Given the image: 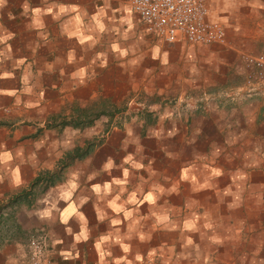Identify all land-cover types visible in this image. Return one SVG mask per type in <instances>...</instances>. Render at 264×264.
Segmentation results:
<instances>
[{
  "label": "crops",
  "instance_id": "obj_1",
  "mask_svg": "<svg viewBox=\"0 0 264 264\" xmlns=\"http://www.w3.org/2000/svg\"><path fill=\"white\" fill-rule=\"evenodd\" d=\"M206 7L226 46L159 40L123 0H4L0 201L58 177L0 264L38 235L46 264H264V83L238 58L264 53V0Z\"/></svg>",
  "mask_w": 264,
  "mask_h": 264
},
{
  "label": "built area",
  "instance_id": "obj_2",
  "mask_svg": "<svg viewBox=\"0 0 264 264\" xmlns=\"http://www.w3.org/2000/svg\"><path fill=\"white\" fill-rule=\"evenodd\" d=\"M144 23L146 32L165 42L226 46L223 26L207 19L206 0H123ZM238 58L244 80L252 85L264 83V53L240 51ZM28 264H46L45 240L42 235L27 243Z\"/></svg>",
  "mask_w": 264,
  "mask_h": 264
},
{
  "label": "trees",
  "instance_id": "obj_3",
  "mask_svg": "<svg viewBox=\"0 0 264 264\" xmlns=\"http://www.w3.org/2000/svg\"><path fill=\"white\" fill-rule=\"evenodd\" d=\"M88 149V146H86L85 148H82L81 154L84 153L86 150ZM78 148H75V150L73 151L72 155L70 153H66L65 156L63 157V159H61L59 161V163H69L73 157H79V155L81 156V154H79ZM63 163V164H64ZM58 177V171L53 170L52 172H44L43 174H38L35 176V178L33 179V181L29 184L28 188L22 189L19 192L12 194L10 196H8L5 200L0 201V220H9L10 218L14 217V210H10L11 213L8 214L9 216L6 218H3L2 213L3 210L6 208H14L15 206L17 207L20 204H29L28 199H29V194L32 192L31 189L36 185V183H38L39 181H45V185L50 184L53 182L54 179H57ZM13 220H15L13 218ZM16 224L15 225V230L22 232L23 231L20 229V226L16 223V221L13 223ZM4 238L2 235L0 236V240Z\"/></svg>",
  "mask_w": 264,
  "mask_h": 264
},
{
  "label": "rangeland",
  "instance_id": "obj_4",
  "mask_svg": "<svg viewBox=\"0 0 264 264\" xmlns=\"http://www.w3.org/2000/svg\"><path fill=\"white\" fill-rule=\"evenodd\" d=\"M263 85V84H262ZM262 85H259V86H262ZM21 205H24V204H21ZM18 209V206L16 207H12L11 208H6L3 210V213L1 216H3V218H6L8 217L11 213L10 210H17ZM15 214V213H14ZM14 217L10 218L9 220H0V236L2 235L3 237L5 238H13V237H16V238H21V239H25L27 237V235L25 234L24 235V232H19L17 230H15V225L16 224H13L15 222V220H13ZM15 219V218H14Z\"/></svg>",
  "mask_w": 264,
  "mask_h": 264
},
{
  "label": "clouds",
  "instance_id": "obj_5",
  "mask_svg": "<svg viewBox=\"0 0 264 264\" xmlns=\"http://www.w3.org/2000/svg\"><path fill=\"white\" fill-rule=\"evenodd\" d=\"M4 3V0H0V5H2ZM61 11H63V9H61ZM158 51V50H157ZM166 56H167V53H165V60L164 62L166 63L167 60H166ZM155 58V57H154ZM10 158V157H9ZM149 199H151V197H149Z\"/></svg>",
  "mask_w": 264,
  "mask_h": 264
}]
</instances>
